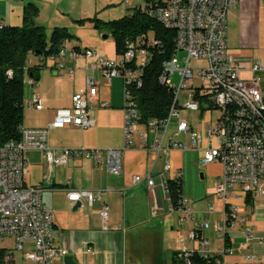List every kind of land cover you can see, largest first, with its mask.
I'll list each match as a JSON object with an SVG mask.
<instances>
[{"label": "built area", "instance_id": "obj_1", "mask_svg": "<svg viewBox=\"0 0 264 264\" xmlns=\"http://www.w3.org/2000/svg\"><path fill=\"white\" fill-rule=\"evenodd\" d=\"M142 10L154 17L164 26L177 31L175 53L164 63L161 81L168 86L177 87L174 102L169 114L164 119H153L148 126L140 123L141 110L134 97L132 87L142 84V73L150 61V53L144 47L142 38L130 43L125 54L119 58L97 57L93 49L84 50L87 57H96V61L88 67L100 68L102 75L110 82L115 77L124 80V145L121 148L96 149L81 147L78 149L57 150L48 143L51 129L63 128L72 124L83 130L93 126L95 121L89 110L98 93L94 77L86 78L87 89L75 93L71 107L57 110L52 123L40 128H22L20 141L1 143L0 141V242L11 240L14 248L6 257L11 264H65L69 254L65 246L56 240L52 211L43 200V185L29 186L25 183L27 162L25 152L29 149L40 150L50 167L66 165L72 158L91 160L95 165L106 168L113 174L123 172V155L127 149L140 147L147 152L152 161L148 173L135 174L134 185L146 184L148 189L160 185L169 200L168 211L179 214V221L194 220L195 211L189 199L183 197L180 205L171 202L168 179L162 172L153 173L154 167L163 155L166 157L165 170L170 171L169 160L175 150L195 149L202 153L200 162L209 164L218 162L223 170L219 177L215 193L220 199H227V219L217 223V238L225 244L221 249L213 250L210 240L203 231L210 223H196L189 231V238L197 243V247L183 246L178 250L184 264H192L191 256L199 252L203 256L224 257L235 254L237 249L228 236L229 227H241L245 241L242 248L248 249L247 261H254L259 253L251 249L253 243L264 244V233H258L248 225L245 209L247 201L252 202L264 195V94L257 74L264 69L259 60H240L227 44L228 11L239 6L241 0H145ZM127 3L130 0H126ZM4 26L0 22V28ZM74 57L80 51L66 41L56 61L60 70L68 68L66 63L58 61L67 55ZM137 60L136 66L131 63ZM44 62V57H39ZM193 62L198 64L193 65ZM252 73L251 78L244 77V71ZM71 77L74 68H69ZM177 75L179 83L173 81ZM31 83V81H30ZM182 92L187 100L181 99ZM232 98L249 101V108L233 107ZM37 109L42 108L41 99L37 95L28 102ZM105 106L106 103L102 102ZM219 109L221 113L216 122L207 121L204 129L208 135V143L204 145L205 133L191 129L183 118V110L211 112ZM173 120L177 121L176 129L170 132ZM150 129L155 133L150 138ZM189 133L191 145L180 141L178 137ZM171 136L168 138V135ZM218 136L221 146H212V139ZM139 139V143L137 141ZM177 177H179L177 175ZM176 177V178H177ZM50 181V178L47 177ZM102 189H71L68 198L71 201H86L89 205L102 200ZM216 211V205L207 206V215ZM100 215L105 223L109 219V207L104 204ZM7 248V247H6ZM10 251V249H9ZM16 252L18 253L16 255ZM217 264H225L222 259Z\"/></svg>", "mask_w": 264, "mask_h": 264}, {"label": "crops", "instance_id": "obj_2", "mask_svg": "<svg viewBox=\"0 0 264 264\" xmlns=\"http://www.w3.org/2000/svg\"><path fill=\"white\" fill-rule=\"evenodd\" d=\"M45 1L0 0V22L19 25L21 21H24L25 6L29 2H35L40 7V14L36 18L37 24L45 26L46 29L61 26V20L67 18L66 14L72 13L71 9L67 8V10L61 11L56 9L58 13L60 11L59 14L42 18ZM47 1L52 2V0ZM61 1L66 2V0ZM77 4H80L78 15H81V18H87L86 15L100 17L99 12L103 5L98 0H78ZM58 17L61 19L57 20ZM227 44L238 59L259 60L264 66V0H241L238 7L228 11ZM97 45L95 43V46ZM70 46H78L80 55L74 57L69 54L58 59V61L66 63L68 68L60 70L56 66L55 60H48L46 66L36 71L39 72V79L31 78L30 72L26 73L23 126L26 128L48 126L53 122L58 109L71 107L73 95L87 89L86 78L92 76L97 82L98 93L92 102L89 115L95 124L84 130L72 124L63 128L51 129L48 143L57 150L81 147L96 149L123 147V105L114 93L104 92V87L111 85L115 78L121 77H115L108 82L100 68L88 67L96 61V57H87L84 50L93 49L95 46L86 45L84 48L80 44H70ZM31 55L35 58L28 59V67L40 66L39 57L36 54ZM109 55L110 53H108ZM69 68L75 69L73 77L69 74ZM257 74L260 77V86L264 94V69ZM243 75L246 78L252 77V73L247 70ZM33 95L40 97L41 109L28 104ZM102 102L106 105L103 106ZM189 112H197L201 120L206 114L205 111ZM184 119L189 122L191 129L204 131V145H207L209 139L204 125L209 120L213 122L212 112L203 125L195 126L190 120ZM176 125L177 121L174 120L170 126V132L176 129ZM148 131L150 138H153L155 133L150 129ZM170 136L171 134L168 135V138ZM179 140L186 142L188 146L191 145L189 133L181 134ZM137 141L139 143V139ZM211 144L213 146V139ZM190 150L192 149L175 150L171 153L169 160L172 168L170 171L165 170L166 157L163 155L157 161L153 173L162 172L168 180L182 175L184 180V157ZM197 152L201 157L202 153ZM25 157L27 162L25 183L29 186L43 185L45 187L43 200L53 214L57 229L56 240L68 249V255H73L77 264H173L175 252L183 246L197 247V243L189 238L188 232L194 228L196 223H204L201 222L200 216L206 214L205 207L207 205H203L202 208L192 201L195 211L194 220L185 219L181 223L179 214L171 216L169 213L170 203L160 185L153 189H148L146 184L134 185L133 175H144L149 172L152 166L150 156L142 148L137 147L125 151L122 161L123 172L118 175L109 172L104 167L95 165L91 160L80 157L70 159L66 165L52 167L40 150L29 149L25 152ZM200 164L204 163L200 162ZM209 164V174L213 180V187L209 193L216 194L215 188L223 167L218 162ZM202 176L204 177V175ZM47 177L50 178V181L47 180ZM71 189H102L104 194L102 200L93 205L84 201L79 202V206L76 207L77 202L68 198ZM183 195L187 198L185 188H183ZM207 198L210 197L207 196ZM187 199L191 201L190 198ZM104 204L109 207L107 223L100 215ZM215 205L214 213L220 211L224 213V209ZM245 215L248 225L263 234L264 195L257 197L246 207ZM208 218L209 216H206V219ZM220 219L215 218L213 223L208 220L210 227L203 231V235L210 240V247L213 250L221 249L225 244L224 240L217 238L216 235L217 223ZM223 219H225V213ZM227 231L237 252L232 255L226 254L222 261L225 264H243L244 261H247L245 254L249 250L242 248L243 242L239 241L245 238L242 228L229 227ZM252 246L251 249L259 253L257 259H260L261 264H264V244L256 242Z\"/></svg>", "mask_w": 264, "mask_h": 264}, {"label": "trees", "instance_id": "obj_3", "mask_svg": "<svg viewBox=\"0 0 264 264\" xmlns=\"http://www.w3.org/2000/svg\"><path fill=\"white\" fill-rule=\"evenodd\" d=\"M40 7L29 2L23 13V25L4 24L0 28V141H20L25 118V76L27 72H36L47 65L48 60L57 59L66 41L78 38L68 27H54L47 35L46 27L37 24L36 18ZM94 22L98 28L105 29L115 40L117 58L125 54L130 43L142 38L141 43L150 53V61L142 73V84L133 86V94L141 110L140 123L148 126L153 119H164L168 116L176 94L175 86H168L160 79L164 63L175 53L177 31L164 26L154 17L136 6L131 15L105 21L98 15L78 19ZM79 50L78 46H73ZM40 53L44 57L40 66L28 67L31 54ZM135 59L131 65L136 66ZM171 202L179 206L184 197V180L182 175L167 181ZM252 203L248 199L247 204ZM9 249L0 246V264H11L6 261ZM222 257L203 256L195 252L191 256L192 264H217ZM173 264H184L179 252L174 254Z\"/></svg>", "mask_w": 264, "mask_h": 264}, {"label": "rangeland", "instance_id": "obj_4", "mask_svg": "<svg viewBox=\"0 0 264 264\" xmlns=\"http://www.w3.org/2000/svg\"><path fill=\"white\" fill-rule=\"evenodd\" d=\"M77 1L78 0H68V1L66 0V2H64L61 0H52V2H48L46 0L43 4L44 8L42 10L43 11L42 18H46L50 15L54 16L56 13L59 14L61 10H67V8H70L72 13L66 14L67 18L62 19L60 23L62 24L61 26H67L69 30L78 37L74 41L70 42V44L71 45L80 44L81 47L84 48L86 45H91L94 47L95 43H97L98 45L93 48L98 54L97 57L102 56L107 58H111V57L117 58L114 37L112 35H110L107 38L103 37V34H109L108 31L96 27L94 22L90 20H86L85 23L77 22L78 20L77 18H81L80 17L81 15H78V7L80 6V4H77ZM98 1L103 5L99 12L100 18H102L105 21L121 18L126 15H131L134 12L136 6L144 7L146 4L145 0H131V3H127L126 0H98ZM56 9L60 10L59 13L56 11ZM86 17L88 16L86 15ZM60 19L61 18L58 17L57 20ZM19 25H23V21H21ZM51 30L52 29H50V27L46 29L48 36H50ZM108 53H110V55L112 54V56L111 57L110 55L108 56ZM33 57L35 58V56L32 55L29 56V58H33ZM196 64L198 63L193 62V65ZM172 78L174 83L176 84L179 83V78L177 75H173ZM104 92L114 93L116 95V98L121 102L122 105H124V83L122 77L115 78V80L112 82L111 85L104 87ZM186 97H187L186 93L182 92L181 99L187 100ZM211 112H212L213 122L215 123L217 116L221 113V111H219V109H215L212 110ZM182 114L184 118L190 120L195 126L203 125L209 119L210 116V113L206 112L204 118L201 120L197 112H189V110H183ZM213 146L215 148L221 146V141L218 136H215L213 138ZM199 157H200L199 153L193 149L188 151L184 157L185 159H184L183 173H184V181H185L184 188H185L186 197L190 198L191 202L195 201V205L197 204L202 208L205 205L210 206L217 204L220 206V208L223 209L224 202L220 198H218L217 194L209 193V191L212 190L211 188L213 187V180L209 174L210 164H200ZM202 175H204V177ZM207 196H209L210 198H207ZM206 216H209V218L206 219ZM200 218H201V222H205L209 220L210 223H213V220L215 218L223 219L224 213L220 211V212L212 213L210 215L201 214ZM188 236H189V232H188ZM239 241L244 242L245 238L240 239ZM0 246L7 247L8 249H10L9 252H11L14 248V243L8 239L4 242H0ZM17 254L18 253L16 252V255ZM18 264H21V262L19 261ZM28 264H34V263L30 262ZM243 264H261V260L256 259L254 261H246V262L244 261Z\"/></svg>", "mask_w": 264, "mask_h": 264}, {"label": "bare ground", "instance_id": "obj_5", "mask_svg": "<svg viewBox=\"0 0 264 264\" xmlns=\"http://www.w3.org/2000/svg\"><path fill=\"white\" fill-rule=\"evenodd\" d=\"M176 94H177V87H176ZM232 105L233 107L239 108H249V101H241L240 98H232ZM263 117H264V109H263ZM224 202L223 211L225 213V219H227V199H221Z\"/></svg>", "mask_w": 264, "mask_h": 264}, {"label": "water", "instance_id": "obj_6", "mask_svg": "<svg viewBox=\"0 0 264 264\" xmlns=\"http://www.w3.org/2000/svg\"><path fill=\"white\" fill-rule=\"evenodd\" d=\"M109 36H110V34H103V37H104V38H107V37H109ZM36 55L39 56L40 53L38 52V53H36ZM30 77H31V78L34 77L35 79H39V72H31V73H30ZM76 202H77V206H76V207H78V206H79V201H76ZM81 203H82V202H81ZM65 264H77V262L75 261L73 255H67V256L65 257Z\"/></svg>", "mask_w": 264, "mask_h": 264}]
</instances>
